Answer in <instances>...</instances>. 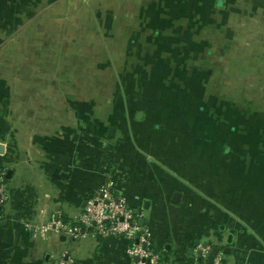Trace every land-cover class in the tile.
<instances>
[{"label":"crops","instance_id":"0c3cea01","mask_svg":"<svg viewBox=\"0 0 264 264\" xmlns=\"http://www.w3.org/2000/svg\"><path fill=\"white\" fill-rule=\"evenodd\" d=\"M0 146V264H136L39 234L110 180L163 264H264V0H0Z\"/></svg>","mask_w":264,"mask_h":264},{"label":"built area","instance_id":"2783aa9c","mask_svg":"<svg viewBox=\"0 0 264 264\" xmlns=\"http://www.w3.org/2000/svg\"><path fill=\"white\" fill-rule=\"evenodd\" d=\"M2 179L0 178V182ZM4 187L0 184V207L6 202ZM141 214L128 207L126 200L115 189L112 180L88 194L78 218L73 223L50 221L39 229L44 236L50 228L58 234L81 240L109 236L122 237L128 241L127 255L136 259V264H163L159 256L148 248L147 234L139 224ZM198 264H208L210 247L201 248ZM58 264H64L60 262ZM211 264H222L218 253Z\"/></svg>","mask_w":264,"mask_h":264},{"label":"water","instance_id":"95a60500","mask_svg":"<svg viewBox=\"0 0 264 264\" xmlns=\"http://www.w3.org/2000/svg\"><path fill=\"white\" fill-rule=\"evenodd\" d=\"M110 132H112V129H109V133ZM0 150H1V146H0ZM10 173H8V175H9ZM144 223V221L141 219L140 220V225L142 226V224ZM1 224H4V223H1ZM209 237L207 236V239H208ZM232 238V236L231 235H229L228 237H227V241H226V243L227 244H230L231 243V239ZM197 243V245H199V241H197L196 242ZM220 245H212V243L210 242V241H204L201 245H200V247L201 248H205V247H211V250H210V256H209V259H208V264H211L212 263V260H213V258H214V256L219 252V250H220V247H219ZM200 253H201V251L200 250H198L197 252H196V256H198V259H199V256H200ZM222 253L223 254H228L229 253V249H223L222 250ZM135 261H137L136 259H135Z\"/></svg>","mask_w":264,"mask_h":264},{"label":"rangeland","instance_id":"374dc122","mask_svg":"<svg viewBox=\"0 0 264 264\" xmlns=\"http://www.w3.org/2000/svg\"><path fill=\"white\" fill-rule=\"evenodd\" d=\"M67 64H68V63H66V65H67ZM69 80H70L69 78H65V79H64L65 83H63V84H65V89H66V88L69 89V88H68V86L70 85V83L68 82ZM82 80H87V79H82ZM101 81H102V80H101V77H99L98 75L95 76L94 80H93V78H92V83L94 82L93 84H99V85H100ZM61 83H62V79L59 80V84H61ZM68 83H69V84H68ZM67 84H68V86H67ZM52 91H53V93L50 91L49 94H48L49 97H50V98H49V101H50V102H52V99H53V100H56V99L59 97V95H58L56 89H53Z\"/></svg>","mask_w":264,"mask_h":264}]
</instances>
